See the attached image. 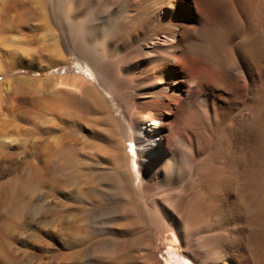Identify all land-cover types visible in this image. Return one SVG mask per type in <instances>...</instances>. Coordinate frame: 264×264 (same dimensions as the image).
I'll list each match as a JSON object with an SVG mask.
<instances>
[{"label":"rangeland","instance_id":"obj_1","mask_svg":"<svg viewBox=\"0 0 264 264\" xmlns=\"http://www.w3.org/2000/svg\"><path fill=\"white\" fill-rule=\"evenodd\" d=\"M263 1L149 2L150 16L143 28L118 37L110 50L108 59L115 63L112 68L119 78L118 87L101 90L109 92L104 93L106 97L116 93V109L124 112L130 107L138 119L152 112L161 113L160 140L171 146L176 132L185 140L196 142L207 152L206 163L215 171L211 176L218 186L221 177L216 168L228 166L236 183L241 165L246 164L250 181L246 210L239 212L234 203H228L208 215L201 211L198 221L205 220L207 225L189 233L186 243L179 240L177 244L179 251L192 250L197 238L214 235L222 240L227 264H264V205L259 203L263 198L254 190L253 179L259 148L257 105L264 100V31L260 33L248 24L253 7H264ZM54 2L0 0V95H6L0 96V264H155L150 257L160 264H195L187 257L178 260L175 255L167 256L163 243L151 241L157 225L141 219L139 224L123 207L118 209L122 215L120 226H106L103 220L120 199L111 162L100 151L99 146L105 147L106 143L96 139V131L86 124L85 118L75 122L61 113L58 116L47 109L31 108L29 102L53 95L58 87L72 89L55 82L47 87L51 81L45 79L74 57L62 48L63 22L56 19ZM163 9L181 23L178 38L193 39L197 45L210 43L223 73L181 63L180 52L175 54L171 66L161 61V49L153 43L162 34L157 20L160 21ZM99 11L98 1L88 0L77 14L85 12L86 21L97 22ZM243 24L244 30L240 29ZM38 78L42 80L37 82ZM176 79L184 86L194 81L190 96L163 92L162 97H155L157 86ZM72 91L63 94L76 98ZM198 95L203 100L200 103L196 100ZM15 99L25 100L23 108L29 110L26 116L12 107ZM38 113L44 115L39 117ZM67 145L73 153L71 166L66 160ZM262 151L264 156V137ZM127 152L132 155L131 163L136 155L129 147ZM47 159L49 176H57V194L53 198L61 203L57 208L48 206L50 199L45 205L40 178L32 173L34 165ZM90 181L99 190H87ZM83 182L81 193L78 187ZM208 183L209 177H205L198 181L193 193L184 195L197 198L201 194L196 191L200 190L213 196ZM145 186L149 201L161 199L162 194L151 182ZM46 187L42 188L48 190L51 185ZM233 188L227 194L231 200L235 197ZM166 222L175 229L173 219Z\"/></svg>","mask_w":264,"mask_h":264},{"label":"bare ground","instance_id":"obj_2","mask_svg":"<svg viewBox=\"0 0 264 264\" xmlns=\"http://www.w3.org/2000/svg\"><path fill=\"white\" fill-rule=\"evenodd\" d=\"M87 1L55 0L53 4L56 19L63 22L61 34L64 37V44L62 48L69 56L74 55V57L65 61V65L56 68V74L53 72L48 73L45 79L51 81L47 87H52L53 82H55L61 87L72 88L71 90L74 91L76 98L68 97V95H66L67 97L64 96V92L68 94L67 92L71 90L58 87L56 89L58 92L53 95L29 102L31 108L47 109L50 113L58 116L61 113L62 116L75 122H80L83 120L82 118H85L87 120L86 124L96 131V139L106 143L105 147L99 146L100 151L111 162V174L115 181V187L120 193L119 203L110 208L108 216L106 214V220H103L106 226H120L119 219L122 215L118 213V209L123 207L124 212L134 215L139 224H142L141 220H143V223L150 222L157 225L155 235L150 236L151 241L155 244L158 242L163 243L166 246L165 254L167 256L175 255L178 260L181 257H187L195 264H227L224 246L219 237H214V235L199 237L196 239L195 248L192 250L185 248L179 251L177 244L179 240L186 243L189 233L207 225L205 220L203 222L198 221L201 211L208 215L228 203H234L239 212L246 210L250 200L248 167L245 163L241 165L240 177L236 183L232 180L228 166L216 168V172L221 177L220 186H218L219 183L215 182L216 180L212 177L215 171L207 165L208 162L206 163L207 152L202 151L196 142L192 139L185 140L176 132L173 133V144L171 146L160 140L163 130L161 113L152 112L138 119V115L130 107L125 108L124 112L116 109V93L110 92L111 97H106L104 93L109 94V92L101 91L106 87L115 89L119 85L117 73L112 68L114 66L112 64L115 63L108 59L110 50L118 37L134 32L135 29H139L148 21L150 13L147 7L150 4L149 2L153 1L154 3L155 0H97L100 5L99 21L97 22L86 21L84 19L85 12L84 15L77 14ZM115 3H117V8L114 9ZM253 8L254 13L248 23L249 27L263 33L264 7L258 5V7ZM167 10L163 9L160 13V21L157 20L162 34L153 43V46L158 45L161 49L163 56L161 61L171 66L175 54L180 52L181 63L194 64L198 69H211L223 73L221 61L216 52L213 51L210 43L204 41V43L197 45L193 42V39L178 38L181 23L174 20ZM53 20L55 21V18ZM244 26L243 24L240 29L244 30ZM206 33V29L202 30L203 35ZM159 63L161 62L159 61ZM84 69L89 72V76ZM62 70L64 73L61 75ZM41 80L42 78H38L37 82ZM197 80L199 81L201 78L199 77ZM193 83L194 81L190 80L189 84L184 86L177 79L168 81L156 87L155 97H162L163 92L175 93L176 95L184 93L190 96V85ZM1 93L3 92L0 91ZM0 96L5 97L6 95ZM196 100L199 103L203 101L201 95H198ZM24 101L23 99H15L12 107L15 110H20L21 115L26 116V112L29 110L23 108ZM263 112L264 100L257 105L259 148L256 150L253 169L254 190L262 194L263 200L259 201L261 205H264ZM37 115L41 117L44 114L38 113ZM128 145H131V147ZM128 147L136 155V159L132 160L131 163L129 159L132 155L127 152ZM67 150V158H65L68 161V166H71L73 162L71 154L73 153H70L69 146ZM48 160H42L38 166L34 165L32 173L40 178L38 180L40 181V188L43 190H41L42 194H40L42 196H40L47 199L44 203L50 199L48 206L57 208L61 205L59 201L54 202L53 200L56 197L55 194H57H54L57 176H49L48 163L50 162ZM205 177H209L208 186L214 193L213 196H206L200 190L196 191L201 194L197 198L184 195L185 193H193L196 186L199 185L198 181L204 180ZM147 182H151L162 194L160 200L153 199L149 201V195L145 190ZM89 183L86 187L87 190H99L95 182L90 181ZM48 184L51 185V188L44 190ZM84 187L85 183L83 182L78 187L79 192L82 193ZM231 187H234V200L227 196ZM203 198L207 201V204H204ZM45 205L41 208H45L47 206ZM46 217L47 213L44 214L43 218ZM138 219H141V222ZM168 219L175 221V229L167 224L166 220ZM70 226L68 225L69 229ZM75 236L77 237V235ZM150 258L153 263L160 264L156 258Z\"/></svg>","mask_w":264,"mask_h":264}]
</instances>
